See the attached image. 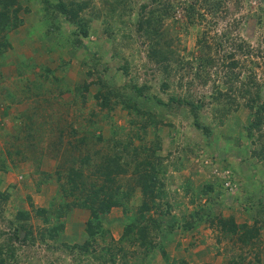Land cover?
Returning <instances> with one entry per match:
<instances>
[{
  "label": "rangeland",
  "instance_id": "374dc122",
  "mask_svg": "<svg viewBox=\"0 0 264 264\" xmlns=\"http://www.w3.org/2000/svg\"><path fill=\"white\" fill-rule=\"evenodd\" d=\"M5 1L0 0V12L4 16L0 23L5 24L4 28H0V157L5 161L6 167L12 169L6 172L0 171V191L5 190L9 194L7 201H3L2 214L5 218L20 209L26 211L29 216L27 224L31 230V237L25 243H15L16 264H73L72 257L67 256L66 250L58 248L57 242L55 244L41 232L47 224L44 218L37 216L34 211L39 207L52 208L58 198L61 199L63 195L68 194L67 184L64 183L68 171L64 168L66 164L62 165L67 157L68 140H71L69 138L71 135L67 132L84 124L89 111L97 113L95 119L98 121L93 127L100 126L104 129L109 119L116 125H127L126 109L121 111L119 106L115 105L110 111L100 110L98 105L94 104V99L90 95L95 92L96 85L88 87L89 96L85 99L83 108H80L79 124L72 123L75 118L74 112L77 115L76 110L80 106L76 98V90L86 77L87 70L89 68L90 71L92 70L91 64L96 63V60L91 58L92 53L96 51L101 56V64L93 65L94 68L98 69L110 87L117 88L118 91H122L121 84L128 77L136 83L150 84L152 87L148 93L156 94L162 100L170 93L189 97L191 91L185 90L182 85H172L165 92L159 88L161 74L159 71L154 72L153 63L145 57L146 40L144 36H139L135 23L139 12L138 5L148 0H122L127 3L126 7L122 6L120 0H105V2L90 0L88 7L80 13L85 15L91 26L88 38L83 40L87 50L72 49L65 40L68 29H74L75 25L55 22L60 18H53L50 11L48 20H44V11L41 7L45 3L41 0H15V3L4 4ZM49 1L54 3L56 0ZM111 1H117V5L119 4L116 12L119 16L109 20L110 28H108L100 22V18L103 17V12L106 11L108 3H112ZM181 1L191 2V0ZM221 2L220 14L214 18L218 21L214 29L218 32L225 22L240 20L237 31L253 47L254 54L251 59L258 63L254 68L257 77L262 79L264 27L258 28L255 23L257 15H261L264 23V2L260 0H221ZM98 10L101 12L100 17ZM205 15L208 20L209 14ZM176 17L179 18L176 24L172 25L168 19L162 22L159 31L160 44L168 45L171 49L176 47L181 55L190 58L188 52L193 51L195 55L196 36L207 27L208 23L205 22L206 20L198 21L192 18V15L187 16L181 11ZM104 65L107 67L106 71L102 70ZM121 66L125 68V76L120 74V69L116 71V68ZM55 77L59 80L55 81L53 79ZM209 86L207 84L197 88L200 95L205 94L207 100ZM58 88L64 90L60 93ZM141 105L138 112L148 110L154 116V120L152 119V124H150L152 120L150 121V125H147L149 120H144L143 125L147 126L143 129H140L141 126L137 127L140 129L138 130L140 137L134 134L129 137L130 149H127L130 151L127 150L123 154L128 155L131 151H136L135 146L138 145L137 147L140 148L141 143H144L145 149L150 150L152 144L155 147V154L164 158L162 184L171 196L176 197L178 205L169 213L163 214V219L167 222H170L172 217L179 220L181 213L193 208V205L187 202L188 196H181L183 193L180 186L188 185L186 187L188 192L198 194L206 181L223 179L222 192L213 203L208 204L206 197L202 195L194 204L209 205L214 217H227L231 214L237 224L244 223L250 227L257 216L253 207L247 208V191L252 189V184L264 186V158L250 157L247 161L249 150L235 143L236 138L230 139L237 137L242 130L238 124L247 120L248 113L240 107L236 112L228 114L221 125L214 126L216 135L213 134L212 138L215 137V140L212 141V146H207L205 145L207 140L193 128L188 114L181 109L177 112H167L163 106L155 105L153 101L145 104L144 107ZM23 112L31 115L32 122L28 127L25 125L28 123L25 116L19 115ZM200 113L205 120H211L210 107H202ZM65 123L67 126L63 128L62 125ZM31 131H35V135ZM59 132L62 133L61 139H58ZM239 141L244 144L245 139L241 138ZM53 143H56V146ZM149 150L144 152L149 153ZM60 151H63V154ZM86 170L87 168H83V173L87 174ZM98 178L102 180L103 176ZM114 178L116 182L110 183L112 187L121 184L120 188L127 190L130 186L135 192V197L142 194L141 187L144 184L140 183V178L137 184L132 179L129 185L127 184L125 178H131L130 171H126L125 174L120 173ZM251 194L255 198L264 199V192L257 189ZM70 199L71 196L64 198L66 201ZM139 199L136 198L134 203L139 204ZM87 216V209L73 207L63 221V231L58 242L66 243L67 246L79 242V239L83 238L82 227ZM44 217L48 218L47 215ZM107 219H110V223L106 224L108 234L105 240L112 246L110 255L116 258V264H136L140 256L138 251H134L135 247L137 249V239L134 238L135 243L130 246L127 243L128 239L119 238L123 221L126 222L120 209H111ZM51 221H53L52 217L47 222L51 223ZM257 225L260 226L254 239L260 241V249L256 255H251V252L247 251V245L238 241L241 237L240 232L223 236L215 226L206 225L197 227V233L194 230L183 232L177 229L171 230L168 233L169 239L164 243L165 252L169 254V262L179 255L185 259L192 255L201 259L202 255L209 254L217 260L214 264H225L229 256L236 258L238 255L243 257L242 264H247V258L251 259L253 256L254 260L257 256L264 263V219L258 221ZM20 236H23V232ZM138 250L140 251V248ZM152 256L151 259L155 263L159 260L160 263L165 261L164 256L158 252L153 253ZM185 262L200 264L186 260ZM84 263L99 264L92 258L88 261L86 259L82 264Z\"/></svg>",
  "mask_w": 264,
  "mask_h": 264
},
{
  "label": "trees",
  "instance_id": "16d2710c",
  "mask_svg": "<svg viewBox=\"0 0 264 264\" xmlns=\"http://www.w3.org/2000/svg\"><path fill=\"white\" fill-rule=\"evenodd\" d=\"M41 1L45 3L41 7L44 11V20H48L50 11L53 18L62 19H56L55 22L75 25L74 29H68L65 40L69 42L72 49L87 50L83 40L88 38L91 26L85 15H80V13L88 7L90 0H56L54 3L49 0ZM260 1L264 2V0ZM111 2L108 3L103 17L100 18V22L108 28H110L109 20L119 16L116 14L119 4L117 5V1ZM6 3H15V0H6L4 4ZM120 3L123 7L127 6V3L122 0ZM221 4V0H191L190 3L181 0H148L147 2L142 1L138 5L139 12L135 19L136 30L139 32V36H144L146 40L145 57L153 63L154 72L159 71L161 74L159 88L165 92L172 85H182L185 90L191 91L189 97L170 93L167 94L166 99L162 100L156 94L148 93L152 87L150 84L136 83L129 77L121 84L122 91H118L117 88L113 89L102 78L98 69L96 70L93 66L101 64V56L96 51V53H92L91 58L96 60V63L91 64L92 70L90 71V68L87 70L86 77L78 85L76 98H78L80 106L76 110L77 115L74 112L75 118L72 123L79 124L80 108H83L85 99L89 96L88 87L96 85L95 92L90 95L94 99V104H97L100 110L110 111L114 109L115 105L119 106L121 111L126 109L125 113L128 116L125 123L127 125L119 126L109 119L105 123L104 129L100 126L93 127L94 123L98 121L95 119L97 113L89 111L84 124L79 125L80 127L76 129L71 128L67 132L68 135H71L69 137L71 140H68L67 157L62 165L64 166L65 163L64 168L68 171V176L64 180V183L67 184L68 194L63 195L61 199L58 198L56 205L52 208L49 206L39 207L34 211L37 216H42L47 224L41 232L47 236V239H51L55 244L58 243V248L66 250L67 256L72 257L73 264H82L89 258L98 261L99 264H116V258L110 255L112 246L109 241L105 240V236L108 234L106 224L110 223L107 215L113 208L120 209L126 221H123L119 238L121 240L128 239L127 243L130 246L135 243L133 239H137V249L135 247L134 251H138L140 256L136 264H157L151 259L155 252L164 256L165 261L162 264H175L174 261L169 262V254L165 252L164 243L169 239L168 233L175 229L182 232L194 230L197 233V227L200 225L215 226L223 236L240 232L242 238H238V241L247 245V251H250L251 255L258 253L260 241H255L254 237L260 226H256V223L264 219V199L255 198L251 193L255 189L264 192L263 184L257 186L252 184V189L247 191V208L253 207L257 216L250 227L244 223L237 224L231 214L227 217H214L209 205L194 204L202 195L206 197L208 204L213 203L222 192L223 179L206 181L198 194L188 192L186 188L188 185L180 186L183 193L181 196H188L187 202L192 204L193 208L181 213L179 220L172 217V220L167 222L162 215L177 207L178 200L174 195L171 196L162 184L164 158L155 154V147L152 144L150 150L145 149L144 143H141L140 148L136 145V151H131L128 155L123 154L130 149L129 137L133 134L140 137L138 130L152 124L154 116L151 115V112L148 110L138 112V108L141 103H144L141 105L144 107L145 104L153 101L155 105L163 106L167 112H177L181 109L187 113L193 128L207 140L205 144L207 146H212V141L215 140V137L212 138L213 134L216 135L214 126L221 125L228 114L236 112L240 107L243 108L248 113L247 120L238 124L242 130L239 131L237 137L230 139L236 138L235 143L243 145V149L249 150L247 161L250 157L264 158V92L262 93L264 76L262 79L257 77L254 65H258V63L251 59L254 54L253 47L237 31L239 19L225 22L224 26H220L218 32L214 29L218 24L214 18L220 14ZM180 11L183 14L185 12L187 16L192 15V18H196L198 21L206 20L205 22L208 23L207 27L196 36L195 55L193 51L188 52L190 58L181 55L179 50L175 49L176 47L171 49L168 45L160 44L159 31L162 22L168 19L172 25L178 23L179 18L177 19L176 14ZM98 12L100 17L101 12L99 10ZM206 13L210 17L208 20ZM1 18H4L2 12H0V22ZM255 24L258 28L264 27L261 15L256 16ZM4 26L5 24L0 23V28H4ZM56 27H58L57 23ZM262 62L264 64V56ZM86 64L88 66L87 62ZM119 69L121 70L120 74L125 76V68L121 66L116 68V71ZM102 70H107L106 65ZM53 79L59 80L57 77ZM207 84L210 85L208 100L205 94L200 95L197 91V88ZM63 90L58 88L60 93ZM202 107H210V121L205 120L204 116L202 117L200 113ZM19 115L25 116L28 121L25 125L28 127L32 122L30 121L31 115L24 112ZM144 120H149L147 125H143ZM62 126L65 128L64 126L67 125L65 123ZM139 126H141L140 129L137 128ZM31 132L35 135V131ZM60 134L62 133H58V139L63 138ZM28 135L26 136L28 137ZM241 138L245 139L244 144L239 141ZM55 144L53 143L54 146H56ZM144 150H149V153H147L148 151L145 153ZM83 168H87V174L83 173ZM11 169L6 167L5 161L0 157V171L6 172ZM126 171L131 173V178H125L128 185L130 179L137 184L138 178L141 180L140 183L144 184L141 187L142 194L140 196L135 197V192L130 186L129 189L123 190L120 188L121 184H116L114 187L110 185V183L116 182L114 176L120 173L125 174ZM101 175L103 176L102 180L98 178ZM118 178L121 179V177ZM214 187L216 188L214 189ZM8 196L9 194L5 190L0 191V264H16L15 243H25L31 237V230L27 224L29 216L26 211L17 209L4 218L2 214L3 201H7ZM68 196H71V199L64 200ZM136 198H140L139 204L134 203ZM253 201L255 202L253 203ZM73 207L87 209L88 216L82 227L83 238H80L79 242L67 246L66 243L58 242V240L63 231V221ZM43 215H47L48 218ZM50 217L53 219L51 223L47 222ZM22 232L23 236L21 237ZM253 239L254 241H252ZM123 247L126 248L125 245ZM108 253L110 256L107 255ZM236 258L229 256L225 264H242L243 257L238 255ZM247 264L264 263L257 256L254 260L253 256L251 259L247 258Z\"/></svg>",
  "mask_w": 264,
  "mask_h": 264
},
{
  "label": "crops",
  "instance_id": "0c3cea01",
  "mask_svg": "<svg viewBox=\"0 0 264 264\" xmlns=\"http://www.w3.org/2000/svg\"><path fill=\"white\" fill-rule=\"evenodd\" d=\"M220 257H221V256H220ZM222 257H223V256H222ZM200 258H201V259L197 258L195 255H192V256H189V257H187V258L185 259V257L179 255V256L176 257V258L173 257V259H171V261L180 262V264H187V263L185 262V260L188 261V262H196V263H200V264H214V261H215V262L217 261V260L213 259V258L211 257V255H209V254L202 255ZM159 263H160V260L158 261L157 264H159ZM161 264H162V263H161Z\"/></svg>",
  "mask_w": 264,
  "mask_h": 264
}]
</instances>
